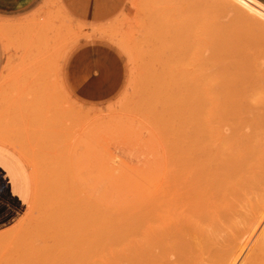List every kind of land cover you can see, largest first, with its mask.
<instances>
[{"label":"rangeland","instance_id":"374dc122","mask_svg":"<svg viewBox=\"0 0 264 264\" xmlns=\"http://www.w3.org/2000/svg\"><path fill=\"white\" fill-rule=\"evenodd\" d=\"M9 20L22 25L0 34V143L24 160L30 193L0 231V264H95L131 193L162 178L168 162L181 164L190 111L179 91L197 62L208 77L242 61L264 83V18L226 0H125L97 21L42 0ZM98 45L116 57L120 76L110 95L86 100L69 86V59ZM93 178L95 200L86 188ZM201 262L264 264V217Z\"/></svg>","mask_w":264,"mask_h":264},{"label":"bare ground","instance_id":"6f19581e","mask_svg":"<svg viewBox=\"0 0 264 264\" xmlns=\"http://www.w3.org/2000/svg\"><path fill=\"white\" fill-rule=\"evenodd\" d=\"M226 1L264 18L255 0ZM243 63L226 62L205 77L197 62L195 76L179 91L190 111L181 164L168 162L162 178L131 193L130 207L116 211L112 237L100 243L95 264H202L203 256L218 253L239 233H253L262 221L264 83ZM93 180L86 188L95 200Z\"/></svg>","mask_w":264,"mask_h":264},{"label":"crops","instance_id":"0c3cea01","mask_svg":"<svg viewBox=\"0 0 264 264\" xmlns=\"http://www.w3.org/2000/svg\"><path fill=\"white\" fill-rule=\"evenodd\" d=\"M42 0H0V34L22 24L8 23L33 11ZM264 6V0H255ZM76 17L97 21L114 15L125 0H63ZM1 53V52H0ZM1 55V54H0ZM1 65V60H0ZM119 62L109 49L80 47L69 59L67 80L76 95L100 100L110 95L119 80ZM30 183L26 164L11 147L0 143V231L8 228L27 205Z\"/></svg>","mask_w":264,"mask_h":264}]
</instances>
